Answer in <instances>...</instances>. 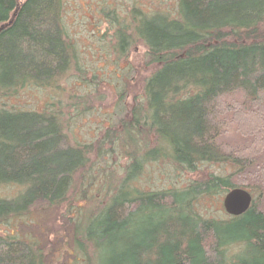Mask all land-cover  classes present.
I'll use <instances>...</instances> for the list:
<instances>
[{
	"label": "trees",
	"instance_id": "trees-1",
	"mask_svg": "<svg viewBox=\"0 0 264 264\" xmlns=\"http://www.w3.org/2000/svg\"><path fill=\"white\" fill-rule=\"evenodd\" d=\"M69 1L0 0V76L5 83L17 78L2 93L48 68L78 70ZM155 1H131L124 18L112 2L102 12L105 27L95 52L115 66L123 62L121 74L134 70L141 85L140 95L129 84L117 93L140 99L119 122L123 131L108 138L107 153L119 148L132 157L122 187L136 161L139 167L161 163L193 176L184 186L109 197L100 221L110 255L106 264H264V0ZM140 47L133 66V49ZM36 49L43 61H25L22 51ZM143 135L154 136L152 147L134 160L132 151L150 145ZM83 146H66L58 115L48 119L1 108L0 188L17 184L19 190L16 199L0 195V225H10L36 199L73 207L79 190L73 180L88 168L89 150ZM66 161L73 166L62 167ZM233 188L251 195L244 213L223 218L204 213L208 201H222ZM72 241L77 248L73 233ZM92 247L78 250L88 264ZM29 248L16 228L0 229V264H45L48 249L42 247L46 253L35 260Z\"/></svg>",
	"mask_w": 264,
	"mask_h": 264
},
{
	"label": "rangeland",
	"instance_id": "rangeland-1",
	"mask_svg": "<svg viewBox=\"0 0 264 264\" xmlns=\"http://www.w3.org/2000/svg\"><path fill=\"white\" fill-rule=\"evenodd\" d=\"M131 1L133 0H70L69 3L73 9L69 6L67 22L70 24L68 26L70 31L76 33L77 46L80 50L76 56L78 70L76 71L74 66L70 65L62 71L58 70L59 72L54 68L52 70L48 68L49 70L44 73L39 71L40 76L37 80L41 81H47L53 73L52 78H55H51V87L44 86L35 89L25 86L19 89L21 91L16 96L2 93L3 90H0V109L38 112L45 107L46 102H51V111L58 115L62 125L66 146L84 148L83 145H85L89 150V154H86L85 165L88 168L75 176L73 180L74 187L77 184L79 188L75 193L77 195L74 196L75 205L73 207H50L47 206L46 201L36 199L35 202L29 204L23 214L11 221L10 225H0V229L7 231L16 228L19 237L28 240L29 252L35 260L40 254L46 253L47 250L42 248L46 247L48 254L45 256V264H88L85 257L82 258L78 252L79 248H84L85 245L93 246L89 252L91 264H106L110 255L107 253L108 247L102 241L104 226L100 224V221L102 210L111 202L109 197L118 196L120 192H129V190H155L168 186H184L193 176L187 172L178 173L161 163H142L139 167L136 161L128 171L129 181L124 184L129 188L122 187L121 180L132 162V157L125 156L123 150L119 148L107 153L108 138L110 136L117 138L119 132L123 131V124L119 122L125 117L126 109L133 107L134 103L140 99L130 94L120 98L117 93H120L122 89L128 90L125 86L129 84L133 91L140 95L141 85L137 84L132 76L134 70L127 73V77L125 73L122 75L120 67L126 65L121 62L118 67L112 61H104L99 56L101 51L95 52L100 48L94 47V44H97L100 31H103L105 27L102 21L106 18L102 12H108L110 9V5L105 4L112 2L115 10L124 18L126 5ZM157 1L160 0L155 2ZM100 4L105 6L100 8L98 7ZM135 49L131 55L132 62L134 54L142 53L141 47ZM22 54L25 55V61L35 57V61L39 62L43 61L44 57V55L39 56L41 54L39 49L33 53L22 51ZM62 61H67L65 53L62 55ZM1 76V89L17 82L16 76L6 83L3 82ZM48 94H52L49 99ZM78 101L81 102L78 103ZM126 120L127 118L125 122ZM107 132H109L108 136H106ZM123 135L121 134L119 138ZM152 138L154 139L152 135L151 137L143 135L140 139L147 140L150 145L148 147L140 145L139 150L136 151L134 150L136 147H131L134 145H126L134 150L131 152L134 160H139L140 154L152 147L153 141H150ZM149 152L151 155L155 153L152 150ZM60 156L63 157V155ZM73 160L75 159L71 157V161ZM67 161L62 163V167L73 166ZM82 175L86 177L83 178ZM90 175L92 179L88 178ZM82 189L84 192L81 191ZM18 190L17 184L8 185L3 189L0 188V195L16 199ZM206 205L210 209L204 212L205 214L208 213L215 218L225 217L226 213L222 209L220 197H214ZM72 233L77 240V248L74 247ZM55 258L60 261H55Z\"/></svg>",
	"mask_w": 264,
	"mask_h": 264
},
{
	"label": "water",
	"instance_id": "water-1",
	"mask_svg": "<svg viewBox=\"0 0 264 264\" xmlns=\"http://www.w3.org/2000/svg\"><path fill=\"white\" fill-rule=\"evenodd\" d=\"M251 203V195L242 188H233L222 198L221 204L226 214L239 216L244 213Z\"/></svg>",
	"mask_w": 264,
	"mask_h": 264
},
{
	"label": "flooded vegetation",
	"instance_id": "flooded-vegetation-1",
	"mask_svg": "<svg viewBox=\"0 0 264 264\" xmlns=\"http://www.w3.org/2000/svg\"><path fill=\"white\" fill-rule=\"evenodd\" d=\"M1 28H2V26H0ZM8 27V25L6 24H3V29H6ZM49 29H50V31L52 32L53 31V25H50L49 26ZM52 76H53V73H51V75L47 78V81H39V82H37V83H34V82H32V81H30L29 83H27V84H23V85H21V86H19V87H17L16 88V90H13L12 92H11V94H8V95H13V96H16V95H19V93H20V91L21 90H19V89H23L25 86H30V87H32V88H35L36 89V87L38 88V89H40V88H43L44 86H47V87H51V83H52V79H54V78H52ZM52 78V79H51ZM51 80V81H50ZM50 81V82H49ZM50 90V89H49ZM48 92H54V91H48ZM50 97H52V94H48V99L50 98ZM8 98H11V97H8ZM51 102H46V104H45V107L44 108H42L40 111H38V112H36V111H32V110H14V111H16L17 113H21V114H23V113H31V114H34V115H37V116H47L48 117V119H51L52 117H54L55 116V113H54V111H51Z\"/></svg>",
	"mask_w": 264,
	"mask_h": 264
},
{
	"label": "bare ground",
	"instance_id": "bare-ground-1",
	"mask_svg": "<svg viewBox=\"0 0 264 264\" xmlns=\"http://www.w3.org/2000/svg\"><path fill=\"white\" fill-rule=\"evenodd\" d=\"M25 53H29V52L25 51ZM27 76L34 77L33 75H27ZM37 79H34V81H32V82L37 83V82L41 81V80H37Z\"/></svg>",
	"mask_w": 264,
	"mask_h": 264
}]
</instances>
